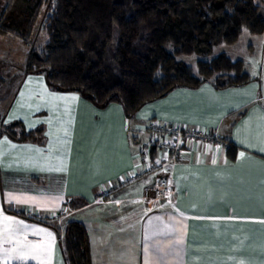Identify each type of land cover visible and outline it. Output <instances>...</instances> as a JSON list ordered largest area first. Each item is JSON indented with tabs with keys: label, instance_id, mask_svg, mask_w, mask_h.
Returning a JSON list of instances; mask_svg holds the SVG:
<instances>
[{
	"label": "crops",
	"instance_id": "1",
	"mask_svg": "<svg viewBox=\"0 0 264 264\" xmlns=\"http://www.w3.org/2000/svg\"><path fill=\"white\" fill-rule=\"evenodd\" d=\"M262 42L256 59L254 49L218 53L242 60L249 83L177 87L133 118L117 102L100 108L52 90L43 74L21 77L0 115L41 132L0 137V264H64L57 228L72 220L88 231L92 264H264ZM153 122L217 140L184 138L181 158L157 166L169 136ZM162 175L173 191L156 203L150 188ZM21 250L32 259H17Z\"/></svg>",
	"mask_w": 264,
	"mask_h": 264
},
{
	"label": "trees",
	"instance_id": "2",
	"mask_svg": "<svg viewBox=\"0 0 264 264\" xmlns=\"http://www.w3.org/2000/svg\"><path fill=\"white\" fill-rule=\"evenodd\" d=\"M41 4L37 0L31 9ZM21 16L31 20L33 14ZM17 21L2 14L0 35L25 34V21ZM42 30L44 49H28L21 77L43 74L52 90L76 91L100 108L117 102L133 118L177 87L209 82L224 89L252 81L244 62L226 53L199 58L195 67L183 57L234 45L244 30L264 33V12L255 0H52ZM39 132H28L20 121L5 124L0 115V137L26 140ZM57 229L64 264H92L84 224L72 220Z\"/></svg>",
	"mask_w": 264,
	"mask_h": 264
},
{
	"label": "rangeland",
	"instance_id": "3",
	"mask_svg": "<svg viewBox=\"0 0 264 264\" xmlns=\"http://www.w3.org/2000/svg\"><path fill=\"white\" fill-rule=\"evenodd\" d=\"M37 0H33V5ZM256 3L262 6L264 12V0H255ZM32 4V3H31ZM33 5L28 6V1L26 0H0V17L2 14H10L16 19L20 24L24 20L22 28L23 33L17 36L15 33H8V35H0V62H1V78H0V105L5 108L12 94L16 91L17 85L20 82L21 76L23 74L24 59L27 56L28 49L33 46L38 52L44 49L46 42L44 32L42 30V23L44 22L46 16L50 14V9L52 5V0H42L41 6L37 10V7L31 9ZM30 7L33 12L28 10ZM32 13L33 16L31 20H25L21 14ZM21 33V28L18 30ZM22 36V37H21ZM24 38V40H23ZM264 38V33L259 35H252L247 30H244L238 42L234 45H221L214 49L210 55L199 56H185L183 60L187 63L196 66V61L199 58L211 59L213 56L221 51L227 52L230 56L235 58L245 59L249 56L250 50L254 49L252 59L257 58L258 48L260 47L262 39ZM10 47L8 49H2L3 46ZM228 55V56H229ZM229 56V57H230ZM7 92V98L3 99V94Z\"/></svg>",
	"mask_w": 264,
	"mask_h": 264
},
{
	"label": "built area",
	"instance_id": "4",
	"mask_svg": "<svg viewBox=\"0 0 264 264\" xmlns=\"http://www.w3.org/2000/svg\"><path fill=\"white\" fill-rule=\"evenodd\" d=\"M152 129L157 133L166 134L169 136V141H165L163 146L165 155L156 162V165L167 164L166 162H176L184 154L185 149L183 145V139H195L211 142L217 140L214 135L207 132L195 130H182L177 126L165 125L159 123H152ZM173 191V183L169 175H162L157 177L154 184L150 188L151 200L156 203H161L163 200L168 198Z\"/></svg>",
	"mask_w": 264,
	"mask_h": 264
},
{
	"label": "snow or ice",
	"instance_id": "5",
	"mask_svg": "<svg viewBox=\"0 0 264 264\" xmlns=\"http://www.w3.org/2000/svg\"><path fill=\"white\" fill-rule=\"evenodd\" d=\"M13 117H9V120H11ZM262 134H264V133H262ZM3 142L4 143H8V141H7V138L5 137L4 139H3ZM14 147V146H13ZM36 151H40L39 149H37ZM244 154L243 153H241V156H243ZM213 163H215V161H213ZM58 171L59 170H62V169H57ZM10 199H17L15 196H11V194H10ZM51 234L49 233V236H50ZM25 247H32V248H35L36 246H29V245H25ZM17 259H20V260H23V261H27V260H29V259H32V257L28 254V253H26V252H24L23 250H21V251H19L18 253H17V257H16Z\"/></svg>",
	"mask_w": 264,
	"mask_h": 264
}]
</instances>
